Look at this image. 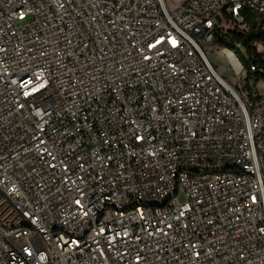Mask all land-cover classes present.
Returning a JSON list of instances; mask_svg holds the SVG:
<instances>
[{
  "label": "built area",
  "instance_id": "obj_1",
  "mask_svg": "<svg viewBox=\"0 0 264 264\" xmlns=\"http://www.w3.org/2000/svg\"><path fill=\"white\" fill-rule=\"evenodd\" d=\"M244 9L0 0V264H264L260 71L222 44Z\"/></svg>",
  "mask_w": 264,
  "mask_h": 264
},
{
  "label": "trees",
  "instance_id": "obj_2",
  "mask_svg": "<svg viewBox=\"0 0 264 264\" xmlns=\"http://www.w3.org/2000/svg\"><path fill=\"white\" fill-rule=\"evenodd\" d=\"M242 14L245 18L247 31L244 34L234 35L232 39L225 40L222 44L232 49L233 52L236 51L238 53L241 61L234 52L245 71L249 70L251 64L257 66L260 72L254 74L255 83L257 84L259 81L264 83V62L256 52V46L264 47V15H257L246 9L243 10ZM234 41L240 43V49L234 47ZM248 77H246L245 88L250 91L247 84Z\"/></svg>",
  "mask_w": 264,
  "mask_h": 264
},
{
  "label": "rangeland",
  "instance_id": "obj_3",
  "mask_svg": "<svg viewBox=\"0 0 264 264\" xmlns=\"http://www.w3.org/2000/svg\"><path fill=\"white\" fill-rule=\"evenodd\" d=\"M169 9L174 7V4H179L182 0H164ZM174 2V3H173ZM241 61V57L236 51H234ZM256 52L259 57L264 62V47L256 46ZM207 57L211 64L216 68V72L230 85H235V77H233L232 72L228 66V62L225 57L220 53L217 48H211L207 53ZM244 55V53H243ZM246 58V56H245ZM243 83V81H242ZM256 92L258 95H264V83L262 81L257 82Z\"/></svg>",
  "mask_w": 264,
  "mask_h": 264
},
{
  "label": "bare ground",
  "instance_id": "obj_4",
  "mask_svg": "<svg viewBox=\"0 0 264 264\" xmlns=\"http://www.w3.org/2000/svg\"><path fill=\"white\" fill-rule=\"evenodd\" d=\"M218 74V73H217Z\"/></svg>",
  "mask_w": 264,
  "mask_h": 264
}]
</instances>
